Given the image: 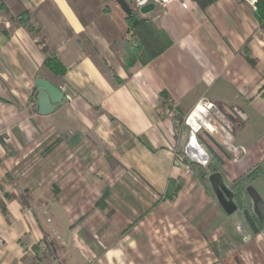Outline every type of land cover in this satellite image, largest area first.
Wrapping results in <instances>:
<instances>
[{"label":"crops","instance_id":"crops-1","mask_svg":"<svg viewBox=\"0 0 264 264\" xmlns=\"http://www.w3.org/2000/svg\"><path fill=\"white\" fill-rule=\"evenodd\" d=\"M5 2L26 8L33 29L0 11V264H264V232L250 227L243 209L229 215L210 182L220 175L232 191L260 166L242 196L252 202L253 186L264 201L257 7L218 0L202 9L188 0L187 9L175 2L144 15L125 0L150 22L141 34L150 52L162 49L126 69L124 42L138 37L116 0L102 3L99 15L88 8L87 25L68 0ZM103 18L118 42L100 32ZM46 48L67 68L62 87L38 77ZM37 79L72 101L40 115ZM190 141L198 147L192 154ZM196 153L209 160L202 167L212 165L204 182L191 165L201 166Z\"/></svg>","mask_w":264,"mask_h":264},{"label":"trees","instance_id":"trees-1","mask_svg":"<svg viewBox=\"0 0 264 264\" xmlns=\"http://www.w3.org/2000/svg\"><path fill=\"white\" fill-rule=\"evenodd\" d=\"M70 5L73 6L76 9L77 15L80 18V20L87 25L90 20H92V13L86 14L85 11H88V8H93L98 12H100L99 6H101L102 3H108L111 0H68ZM196 2L202 9L208 8L213 3L217 2L218 0H193ZM116 2L119 4V6L122 8L124 13L131 17L134 20L133 27H134V35H136L138 38L136 41H134L132 44L128 42L124 45L125 53L123 54L124 60V67L126 69H129L130 67L135 66L138 63L144 64L147 62V60H150L151 58L156 56V52L162 50L157 49L152 52L149 50V43L143 40L142 37V27H145V25H150V22L148 20H140L137 17V14H135L132 9L129 7V5L125 2V0H116ZM0 11L4 12L7 18L10 22H12L15 26H24L29 28L30 30L33 29L31 26V17L29 14V11L24 8L20 3H14L11 5V7H8L5 0H0ZM257 14L259 21L261 23L262 28L264 29V1L260 0L257 4ZM151 26V25H150ZM98 28L102 35L108 39V41L111 42H118L119 37L116 32L115 27L109 22V20L103 18L100 20V23L98 25ZM145 33L152 37L156 34L154 30L150 29L149 31L145 30ZM45 51V61L42 65L40 72L38 74L39 78H44L46 80H49L53 83H55L58 86H63L66 81L64 79L67 68L65 65L60 61V59L54 55L53 53L49 52L48 49H44ZM154 52V53H153ZM249 62L252 64H255V61L251 58H249ZM114 80L117 83H120V79L116 76V74L113 75ZM216 162L218 166L222 164V159L214 154L212 162ZM190 164V162H189ZM192 167L196 169L197 175L200 178L202 182L205 181V178L207 176V170L212 167L211 163L208 167L204 168L202 166L196 165L194 163H191ZM263 170L260 166H256L254 169L249 171L243 179L237 180L234 185L233 189H240L238 192H236L237 202L239 204V208L243 209L244 217L250 227L255 231L259 232L261 231L260 226L258 225V222L255 218V216L251 213V211L244 206L243 204V196H242V188H243V181H254L256 180L261 174ZM251 196V195H250ZM252 199V196L250 197ZM249 200L251 201V199ZM37 255L40 253V248L38 246L34 247ZM40 262L41 259H38ZM39 262H35L34 264H39Z\"/></svg>","mask_w":264,"mask_h":264},{"label":"water","instance_id":"water-1","mask_svg":"<svg viewBox=\"0 0 264 264\" xmlns=\"http://www.w3.org/2000/svg\"><path fill=\"white\" fill-rule=\"evenodd\" d=\"M155 9V4L151 3L142 7L141 13L147 15L155 11ZM36 87V104L38 107V113L40 115L46 116L53 114L60 106L65 104L66 100L64 92L52 83L43 79H37ZM210 182L213 191L224 210L229 215H232L238 211L239 207L235 202L234 194L225 185L224 181L222 180V176L214 175L210 178ZM247 191L252 196L254 215L257 218L259 226L264 232V201L253 187H249Z\"/></svg>","mask_w":264,"mask_h":264},{"label":"built area","instance_id":"built-area-1","mask_svg":"<svg viewBox=\"0 0 264 264\" xmlns=\"http://www.w3.org/2000/svg\"><path fill=\"white\" fill-rule=\"evenodd\" d=\"M243 2L253 6L254 8L257 7V4L260 0H242ZM175 2H178L181 4V6L184 8V9H187L188 8V0H136V4L137 6L140 8L148 5V4H155L156 7H160L162 9H167V7L169 5H171L172 3H175ZM65 100L67 101H72V97L69 96V95H65ZM166 113L168 114V117L169 118H173L175 116V111H174V106H173V102L170 101L167 109H166ZM190 150H189V153L192 154V152H194L193 148H196V143L194 141H190ZM193 147V148H192ZM198 149V147H197ZM197 154V153H196ZM189 155V154H187ZM197 157H195V159L199 162V164L201 166H207L208 163H209V160L208 158L206 157V154L204 155V153H199L196 155ZM0 244L3 245V240L2 238L0 237Z\"/></svg>","mask_w":264,"mask_h":264},{"label":"rangeland","instance_id":"rangeland-1","mask_svg":"<svg viewBox=\"0 0 264 264\" xmlns=\"http://www.w3.org/2000/svg\"><path fill=\"white\" fill-rule=\"evenodd\" d=\"M118 56H120L119 54H118ZM123 56V55H122ZM251 187H253V186H251ZM263 192V191H262ZM264 194V193H263ZM261 195V194H260ZM262 197V196H261ZM263 198V197H262ZM242 206H244L245 208H247V209H249L250 211H251V213H252V211H253V208H252V202H249V201H246L245 199L243 200V204H242ZM238 216H240L239 215V213H238ZM241 220H242V223L245 225V227H248L247 226V224H246V221L244 220V218H243V216H242V218H241ZM243 264H250V259L249 258H245V259H243L242 261H241Z\"/></svg>","mask_w":264,"mask_h":264},{"label":"flooded vegetation","instance_id":"flooded-vegetation-1","mask_svg":"<svg viewBox=\"0 0 264 264\" xmlns=\"http://www.w3.org/2000/svg\"><path fill=\"white\" fill-rule=\"evenodd\" d=\"M232 192H233V194H234V199H235V201H236V203H237V205H238V207H239V204H238V202H237V197H236V192H235V190L233 191V189H232ZM246 192H247V197H248V199L251 197L250 196V194L248 193V191L246 190ZM251 199V198H250ZM251 201L253 202V200L251 199Z\"/></svg>","mask_w":264,"mask_h":264}]
</instances>
